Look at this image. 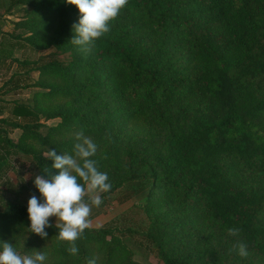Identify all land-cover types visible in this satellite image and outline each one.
<instances>
[{
    "label": "trees",
    "instance_id": "16d2710c",
    "mask_svg": "<svg viewBox=\"0 0 264 264\" xmlns=\"http://www.w3.org/2000/svg\"><path fill=\"white\" fill-rule=\"evenodd\" d=\"M17 4L24 13L2 36L0 67L9 71L15 62L17 77L36 71L41 90L34 104H0V177L15 153L45 178V168L58 174L43 153L71 154L82 129L112 185L102 195L149 179L163 208L148 200L147 223L138 227L121 224L130 209L90 226L76 241L79 253L70 255L68 243L56 239V223L49 221L41 238L29 230L27 205L6 198L0 241L21 254L43 252L44 264L93 257L96 264H264V0H128L87 53L70 42L80 17L74 5L12 0ZM24 45L53 46L68 58L28 67L13 56V47ZM55 118V125L45 123ZM136 121L152 133L142 134ZM18 128L15 141L9 134ZM36 142L45 144L42 151L34 152ZM210 227L220 239L215 245L204 236ZM229 228L239 235H228ZM133 235L155 248L158 263L134 259L125 239ZM238 242L247 245L246 258L230 251Z\"/></svg>",
    "mask_w": 264,
    "mask_h": 264
},
{
    "label": "clouds",
    "instance_id": "9594fccd",
    "mask_svg": "<svg viewBox=\"0 0 264 264\" xmlns=\"http://www.w3.org/2000/svg\"><path fill=\"white\" fill-rule=\"evenodd\" d=\"M66 2L74 5L80 14L78 23L73 25L75 35L70 42L87 53L95 46L96 40L110 31V22L119 16L128 0ZM75 139L77 142L71 154L65 152L58 155L55 149L43 153L46 159L53 161L51 168L58 170V174L53 175L45 168L47 178L36 175L34 185L43 202L35 195L27 202L30 232L46 238L48 233L45 229L51 226L49 218L55 217L58 229L56 239L68 243L66 250L70 255L79 253L76 241L91 226L89 218L93 206L99 207L103 203L100 193L109 192L112 187L108 173L101 171L98 160L93 159L98 152L94 140L82 129L76 132ZM227 231L230 236H238L240 230L229 228ZM230 251H236L243 258L249 255L244 242H238ZM45 260L43 252L21 254L12 243L0 241V264H44ZM87 264H96V258L89 259Z\"/></svg>",
    "mask_w": 264,
    "mask_h": 264
},
{
    "label": "rangeland",
    "instance_id": "374dc122",
    "mask_svg": "<svg viewBox=\"0 0 264 264\" xmlns=\"http://www.w3.org/2000/svg\"><path fill=\"white\" fill-rule=\"evenodd\" d=\"M23 7L24 5L21 4L12 7L14 10L13 14L18 17L22 16L24 13ZM1 10H3V8ZM18 31L26 33V30L22 28H19ZM71 35L74 37V30ZM13 56L17 57L19 60L25 59L29 61L31 64L27 65L28 67L33 65L32 61L38 59H40L39 63H41L52 58H56L60 61H65L68 58L67 53H61L53 46L37 50L28 45H24L23 47L14 46ZM10 65V70L6 72H4V67H0V85L2 82L5 83L0 89V104L4 105L6 110L9 109L10 102L15 100H24L30 104H34L35 96L38 98L36 91L41 90V88L34 85L38 73L36 71L29 73L26 72V74L17 77L13 75V72L16 70V63L11 62ZM38 105L46 107L48 104L40 101ZM2 115L6 117L8 112L5 111ZM41 121L43 122L42 119ZM58 121L59 119L55 118L50 119L45 123L48 125H55ZM131 124L135 128L137 127L136 129L142 134L149 135L152 133V128L146 122L136 121V123L131 122ZM39 131L45 133L46 129L45 127H41ZM20 133L21 131L19 128L12 129L9 135L17 141ZM44 145L45 144L36 142L32 144V149L34 152L42 151ZM6 171L9 173V176L6 175L0 177V190L4 193L3 197H0V205L6 198H18V200L25 205H27V202L32 195L37 196L39 200L42 199L38 189H36L34 185V178L36 175H39L37 172L38 170L33 161L29 160L27 155L24 156L19 153L11 154ZM9 177L11 178L10 180ZM29 178L30 180H28ZM100 195L103 203L99 207L93 206L89 218L92 227L101 226L111 219L118 218L122 213L129 209L131 211V213H129L131 216L127 218L126 222H122L121 224L138 227L147 223L144 207L148 200L151 201L152 206L157 211L163 208V205L159 201V193L155 189H152V183L149 179L129 181L110 194L102 195L100 193ZM53 220L49 219V221L56 223V218ZM204 236H207V240H209L212 245H215V243L220 240L213 227L208 228L204 233ZM125 239L132 249L134 259L142 263L159 262L155 248L142 237L133 235L132 237L127 236Z\"/></svg>",
    "mask_w": 264,
    "mask_h": 264
},
{
    "label": "crops",
    "instance_id": "0c3cea01",
    "mask_svg": "<svg viewBox=\"0 0 264 264\" xmlns=\"http://www.w3.org/2000/svg\"><path fill=\"white\" fill-rule=\"evenodd\" d=\"M11 4H12V0H0V41H1L2 36L5 33H9L13 30V21L18 20V18H19L18 16H15L13 14L14 10L12 9V7H15L16 5L11 6ZM17 5H20V4H17ZM1 7L3 8V10H1L2 9ZM6 71H7V69H5L4 72H6ZM1 85H3V82L1 83ZM6 175L9 176V173L7 171L5 172L4 176H6ZM10 179L11 178L9 177V180ZM28 180H30V178ZM40 201L43 202L42 199ZM49 219L53 220L55 218L50 217ZM53 221H55V220H53Z\"/></svg>",
    "mask_w": 264,
    "mask_h": 264
}]
</instances>
